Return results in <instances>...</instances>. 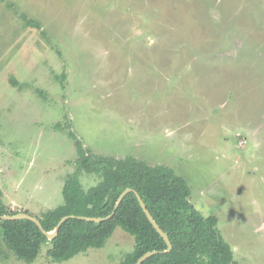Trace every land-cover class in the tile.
I'll return each instance as SVG.
<instances>
[{
    "label": "rangeland",
    "instance_id": "obj_1",
    "mask_svg": "<svg viewBox=\"0 0 264 264\" xmlns=\"http://www.w3.org/2000/svg\"><path fill=\"white\" fill-rule=\"evenodd\" d=\"M70 133L94 155L173 169L234 264H264V0H0L7 209L62 203ZM133 246L117 227L99 250L53 262L43 245L25 263L0 232V264H120Z\"/></svg>",
    "mask_w": 264,
    "mask_h": 264
},
{
    "label": "trees",
    "instance_id": "obj_2",
    "mask_svg": "<svg viewBox=\"0 0 264 264\" xmlns=\"http://www.w3.org/2000/svg\"><path fill=\"white\" fill-rule=\"evenodd\" d=\"M9 9H14L7 4ZM24 25L38 29L36 21L20 14ZM76 148L74 171L66 175L61 190L62 203L36 219L46 232L55 229L62 217H101L111 214L119 195L127 188L138 193L146 209L171 243L170 253L158 254L143 264H234L231 247L217 230V219L203 216L190 202L186 181L166 166H150L133 157L116 159L98 156L85 150L70 133ZM95 175L98 183L84 190L80 178ZM0 215H15L2 203ZM26 213V212H23ZM119 227L133 238V250L120 264H135L146 252L166 250L133 193L127 194L113 216L101 223L68 219L57 236L48 241L28 220L0 221V232L6 247L16 259L32 263L41 246L47 245L53 262H66L88 249L99 250Z\"/></svg>",
    "mask_w": 264,
    "mask_h": 264
},
{
    "label": "water",
    "instance_id": "obj_3",
    "mask_svg": "<svg viewBox=\"0 0 264 264\" xmlns=\"http://www.w3.org/2000/svg\"><path fill=\"white\" fill-rule=\"evenodd\" d=\"M129 193H133L139 203V206L142 210V212L144 213V215L146 216L148 222L151 224V226L153 227V229L156 231V233L163 239L165 245H166V250L163 252H158V251H149L144 253L137 261L135 264H143L146 260H148L149 258L156 256L158 254H167L171 252L172 246L171 243L168 239V236L165 232H163V230L157 225V223L154 221L153 217L150 215V213L148 212V210L146 209L143 201L141 200L140 196L138 195L137 192H135L134 190L127 188L125 189L117 198L116 203L114 205V209L113 212L111 214H109L108 216L101 218V217H75V216H65L62 217L61 220L59 221V223L57 224V226L55 227V229L51 232H46L40 222L34 218L29 216L26 213H17L15 215H0V221H19V220H28L31 221L32 223H34L36 225V227L43 233V235H45V237L47 238L48 241H52L58 234V230L59 227L66 222L68 219H80L83 220L85 222H92V223H101L104 221L109 220L115 210L118 208V206L120 205L121 201L123 200V198L129 194Z\"/></svg>",
    "mask_w": 264,
    "mask_h": 264
},
{
    "label": "flooded vegetation",
    "instance_id": "obj_4",
    "mask_svg": "<svg viewBox=\"0 0 264 264\" xmlns=\"http://www.w3.org/2000/svg\"><path fill=\"white\" fill-rule=\"evenodd\" d=\"M84 148V147H83ZM85 149V148H84ZM86 150V149H85ZM88 151V150H87ZM91 153V152H90Z\"/></svg>",
    "mask_w": 264,
    "mask_h": 264
}]
</instances>
